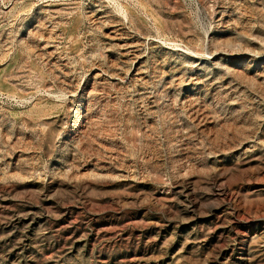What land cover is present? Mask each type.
Returning a JSON list of instances; mask_svg holds the SVG:
<instances>
[{
	"label": "rangeland",
	"instance_id": "rangeland-1",
	"mask_svg": "<svg viewBox=\"0 0 264 264\" xmlns=\"http://www.w3.org/2000/svg\"><path fill=\"white\" fill-rule=\"evenodd\" d=\"M0 264H264V0H0Z\"/></svg>",
	"mask_w": 264,
	"mask_h": 264
}]
</instances>
